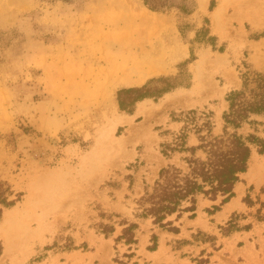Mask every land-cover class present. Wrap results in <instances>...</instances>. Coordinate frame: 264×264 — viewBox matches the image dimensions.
<instances>
[{
	"label": "rangeland",
	"instance_id": "374dc122",
	"mask_svg": "<svg viewBox=\"0 0 264 264\" xmlns=\"http://www.w3.org/2000/svg\"><path fill=\"white\" fill-rule=\"evenodd\" d=\"M263 70L264 0H0V180L15 200L0 204V264H264V155L224 203L198 195L164 227L137 209ZM159 77L177 87L118 110L117 90ZM132 223L136 242H116Z\"/></svg>",
	"mask_w": 264,
	"mask_h": 264
},
{
	"label": "trees",
	"instance_id": "16d2710c",
	"mask_svg": "<svg viewBox=\"0 0 264 264\" xmlns=\"http://www.w3.org/2000/svg\"><path fill=\"white\" fill-rule=\"evenodd\" d=\"M214 6L212 1L210 9ZM175 87L177 85L167 77H159L151 78L139 87L120 88L116 93L118 110L131 114L137 102L147 98L156 100ZM226 101L221 133L213 134L210 122H204L203 126L208 129L206 134L199 133V143L182 148L193 151V158L186 161L188 171L183 172L174 165L161 168L151 191L138 200L140 216L152 217L155 224L164 227L171 225L170 221L164 223L168 216L194 211L198 195L212 200L222 195L221 203H224L233 196L234 186L240 174L246 172L253 152L264 155V70L245 72L240 87L229 91ZM245 126L249 131L242 133ZM197 150L204 153V158L194 155ZM12 193L7 182L0 180V204L12 206L15 202L9 200ZM246 203L251 205L253 202L248 199ZM229 225L234 226V221ZM136 227V224H129L115 241L127 245L135 243ZM132 255L131 252L124 256ZM117 263L128 264L119 260Z\"/></svg>",
	"mask_w": 264,
	"mask_h": 264
},
{
	"label": "bare ground",
	"instance_id": "6f19581e",
	"mask_svg": "<svg viewBox=\"0 0 264 264\" xmlns=\"http://www.w3.org/2000/svg\"><path fill=\"white\" fill-rule=\"evenodd\" d=\"M220 7L216 10V12H219L222 8H223V4H221V5H219ZM121 118H128V119H131V117H127V116H124V115H119V119L121 120ZM120 120H118V121H115V122H112L111 123V125H110V127H109V129H108V131H109V134H108V139H112L113 138V135H112V132L115 130V127H116V125L120 122ZM114 134V133H113ZM131 134H132V132H131ZM118 137V136H117ZM122 139L123 138H125L126 139V137H121ZM128 138V137H127ZM121 141V140H120ZM109 142V141H108ZM122 144V143H121ZM120 144V145H121ZM102 148H99V147H93L92 148V150H91V152H90V155H89V157L88 158H90V159H93V162L95 163V162H97V161H99L100 160V154L99 153H101L100 152V150H101ZM87 158V159H88ZM87 162V161H86ZM88 162H90V161H88ZM87 164V163H86ZM93 164V163H92ZM95 165V164H94ZM98 168V167H97ZM40 184V183H39Z\"/></svg>",
	"mask_w": 264,
	"mask_h": 264
},
{
	"label": "crops",
	"instance_id": "0c3cea01",
	"mask_svg": "<svg viewBox=\"0 0 264 264\" xmlns=\"http://www.w3.org/2000/svg\"><path fill=\"white\" fill-rule=\"evenodd\" d=\"M144 102H145V101H144ZM142 103H143V102H141V104H142ZM141 104H140V105H141ZM129 117L133 118L132 116H129Z\"/></svg>",
	"mask_w": 264,
	"mask_h": 264
}]
</instances>
